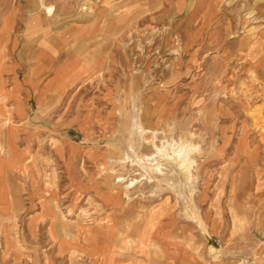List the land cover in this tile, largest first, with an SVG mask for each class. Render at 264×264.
I'll return each instance as SVG.
<instances>
[{
    "label": "rangeland",
    "instance_id": "374dc122",
    "mask_svg": "<svg viewBox=\"0 0 264 264\" xmlns=\"http://www.w3.org/2000/svg\"><path fill=\"white\" fill-rule=\"evenodd\" d=\"M19 1L22 31L15 58L21 72L33 62L36 68L23 81L15 79L11 91L0 89L4 111L0 161L3 192L7 188L20 215L15 222L5 219L14 226V240L27 257L24 259L33 254L37 260L34 263L29 257L30 263L43 264L45 254H52L56 243L61 250L80 247L78 254L107 262L115 252L114 238L125 214L118 237L127 245L122 249L127 254L136 255L138 241L150 229L146 238L166 239L169 234L162 223L154 225L172 213L179 216L181 236L208 250L220 247L185 218L172 192L163 190L154 198L151 190L158 182L145 185L136 166L122 167L112 161L123 154L117 138L128 134L136 96L147 128L160 129L157 143L165 137L193 135L204 150L197 156L199 182L194 199L207 234L210 207L211 213L223 211L229 226H233L235 213L246 222L232 228L247 245L253 221L264 220V151H260L259 163L237 162L231 169L234 144L247 135L250 122L242 113L236 117L239 108L235 109L233 99L220 104L212 97L216 88L234 87L240 106L264 105L260 97L264 98V67L256 71L258 61L252 60L248 70L240 43L252 28L264 29V0H71L75 17L56 8L53 18H45L42 24L33 22L29 30L35 28V34L31 32L30 37L25 22L27 0ZM107 11L115 24L110 29L108 22L105 30L104 20L96 18ZM123 13L127 16L122 17ZM95 26L99 29L94 35L86 34ZM75 28L77 36L71 35ZM61 64L67 65L71 75L60 69ZM216 66L223 70L218 78L213 75ZM251 73L255 75L251 77ZM241 83L245 85L241 87ZM11 98L19 99L15 110L20 118L23 111L28 112L25 119H12L6 106ZM25 100L28 105L23 106ZM223 132L233 146L219 155ZM247 137L253 145L255 136ZM142 152L150 153L151 147L145 145ZM247 165L251 168L241 176L240 167ZM128 181L135 182L133 188H127ZM51 199L56 200L51 207L59 216L71 214L68 229L72 234L79 230L73 241L65 243L54 237ZM27 223L31 230L41 224L35 237L28 232ZM78 224L82 227L76 229ZM32 240L35 247L29 244ZM220 255L211 257L218 260Z\"/></svg>",
    "mask_w": 264,
    "mask_h": 264
},
{
    "label": "crops",
    "instance_id": "0c3cea01",
    "mask_svg": "<svg viewBox=\"0 0 264 264\" xmlns=\"http://www.w3.org/2000/svg\"><path fill=\"white\" fill-rule=\"evenodd\" d=\"M66 1L67 2L64 3L61 2V0H51L50 4H47H55L56 7L55 5L53 6L55 8H59L60 11L63 12V15L68 16L69 18L75 17L76 14H74L75 11L73 10L75 6L71 5V0ZM150 2L155 3L156 1L151 0ZM26 5L27 15L25 16L27 18L25 22L27 24V32L30 37V35L35 34V28L31 30V32H33L34 34H32L29 30V27L33 24V22L42 24L45 18H53L54 16L50 17L45 12L40 11V0H37L36 3L35 0H27ZM5 8L8 9L6 13L4 11ZM20 9L21 2L19 0H0V89L5 88L8 91H11L13 89L15 79L23 81L27 77V75H30L32 72H34L36 68V63L33 62V64L28 65L26 68H22L21 72L20 63L15 58L14 49L17 46L19 34L22 31L20 27ZM107 14L103 12L102 15L99 14L96 18V21L98 22L99 20H104L105 30H107L106 26L107 24H109L108 22L111 23L110 29H112L114 27L113 25L115 24L111 17H108L109 11H107ZM124 15L127 16V13H123L122 17ZM31 18H33L34 20H31ZM227 22L228 21L225 22L226 26H228ZM98 29L99 26H95L94 30L86 34L92 36L96 33V31H98ZM71 30H73V28ZM250 31H252L253 33H251ZM250 31L249 32L251 33V35L248 32V35H246L245 38L240 42L242 45L241 51L246 61L245 66L248 70L250 68L249 62H251L252 60L258 61V65L256 66L257 71L258 69H260V67H264V29L258 31L257 28H252ZM77 32L78 28H75V33H72L71 35L77 36ZM31 58H34V52L32 51ZM60 66V69L64 70L65 72L67 69H69L65 64H61ZM66 73L71 75L69 72ZM19 103L20 102L18 98H11L6 101L7 109L10 110L13 120L25 119L26 114H28L27 111H23V114L25 115L20 118L19 112L15 110L16 107L19 106ZM22 105H28L26 103V100L22 102ZM3 114V103L2 101H0V123L3 121ZM15 131L16 126L12 132L14 133ZM0 156L2 157L1 153ZM2 164L3 162L0 161V219H2L0 223V264H34L37 260L36 255H29V257L35 260L34 263H30L31 261L29 260V257L27 260L24 259L27 257L24 256L23 252L19 250L20 246H17V241L14 240V226L10 223H7L8 221L6 222V219L15 222L20 215L17 214V212L14 210V207L9 200L10 194L7 191V188L3 192L5 179L2 176ZM6 178L10 177L7 176ZM5 200H8V202H5ZM210 209L213 210L212 207H210ZM211 210L210 214L207 213V226L209 232L205 236H207V239L215 240L219 243L220 247H215L221 252L218 260H214L211 255H209L210 252L208 250V247L204 245L203 247H201V245H198V241L193 240L188 236L183 237L179 234L180 221L179 216H177L175 213H172L168 217L163 218L159 221V223L154 225L157 227L160 223H162L163 229H165L169 234L166 239L161 240L158 238H146V236L151 232L150 229V232L143 235L138 241V252L136 253V255L133 256L127 254L126 251L122 250L127 245H125L124 241L120 240L118 237L122 227L124 226L123 224L125 219L124 217L126 216L125 214L121 225L116 231L113 242L115 252L112 259H110L109 261L105 262L104 260H95L85 255L78 254L77 252L80 250L77 249H79L80 247L75 248L74 246H65L63 250H61L59 246L54 243L55 251H53L52 254H45L43 264H206V261L207 264H264V220L262 219L258 222L256 220L253 221V224L255 225H253L252 239L247 243V245H245L243 241L238 239V236L232 228L233 226L234 228L241 226L238 224H234V217L237 214H233V226H229L223 211H221L219 214L217 212L211 213ZM69 216H71V214H66V221L64 224L56 223L52 225L54 237H60L61 240L65 243L73 241L72 239H75L79 234V230L78 232H75V234H72L69 231L68 227L70 226V223L67 222ZM81 224L75 226L78 227L76 229L82 227ZM40 226V223L36 225L37 228ZM36 227L31 230L29 224H26V228L32 237H35ZM199 231L202 233L200 229ZM144 232L147 233L148 231L144 230ZM29 244L35 247V240H32V242ZM73 248L77 250L74 253L72 250Z\"/></svg>",
    "mask_w": 264,
    "mask_h": 264
},
{
    "label": "bare ground",
    "instance_id": "6f19581e",
    "mask_svg": "<svg viewBox=\"0 0 264 264\" xmlns=\"http://www.w3.org/2000/svg\"><path fill=\"white\" fill-rule=\"evenodd\" d=\"M39 9L41 12H45L50 17L54 16L55 10H56V8L53 5L47 4V0H40ZM85 11H87V7H85ZM74 58L75 57H73V59ZM215 70H214L215 72L212 70L213 75L214 76L217 75V78H218L219 72L222 73L223 71L222 66L220 68L217 67ZM66 72H69L71 74V71L69 69H67ZM250 75H252L251 77H253L255 74L251 73ZM246 84H250V83H246ZM243 85L245 84L241 83V87ZM241 87H240V90L242 89ZM228 88L229 87L216 88L214 92V97L212 98H214L215 101H217V103H220V104H225V103L227 104L229 99H233L234 100L233 105L235 109L236 107L239 108L238 110L234 109L236 111L235 112V115H237L236 117H238L239 114L242 113L245 116L246 120L250 122V128L247 130V135L255 136V141L253 139V142H254L253 145L249 143L247 135L245 137L243 136L240 137L238 139V142L234 144L233 152L235 153L234 154L235 162L231 166V169H233L238 166L237 162H243V163H248V164L251 163L252 165L256 162L259 163V160L261 158L260 151L261 150L264 151V105L259 106L260 104L259 103L258 106H254L248 103V106H245V105L240 106L241 103H237L235 101L238 99V96H236L238 92H235L234 87H231L230 90ZM250 88L251 86H249V90ZM255 88H258V87H255ZM263 91L264 89L262 90V92ZM254 92L256 93V91ZM253 93H251V95ZM137 97L138 96H136L133 99L132 112L129 117L128 134L127 135L119 134V137L117 138L118 139L117 143L118 145L122 147L123 154H121L122 156L120 158L112 160V161H114L115 164L121 165L122 167H125L127 164L136 166L140 171V177L142 178V181H144L143 184L145 185L153 181L158 182V186L153 187L151 190V194L154 196V198L158 196L163 190L172 192L176 196L175 198H177V201L179 202L181 206L179 207L181 208V212L183 213L185 218L188 219L193 224H195L202 231L204 235H207V227L205 226L206 222H203L201 218L202 214H200L198 210L199 208H197L195 204V199H194V195L196 194V190H197V182H199L198 181L199 180V172H198L199 163H198L197 156L201 153V151H204V150H202L200 144L194 141L195 136L193 138V135H191L190 138L189 137L185 138L183 136H180L178 139H174L173 137L171 138L165 137L163 139H160L163 141H159L160 143H157L156 140L159 134V133L157 134V131L160 129L158 130L156 129L157 131H155L154 129L152 130L150 128H147L143 120V117H142V106L138 103ZM260 97H262V99L264 100L263 96L260 95ZM245 104L247 105V103ZM122 116H123V113H122ZM223 133H224V141H223L224 143L222 144V147L219 150V153H218L219 155H222L223 152L227 149V147L232 145L230 143L231 138L229 136H226L225 132ZM145 145H149L151 147L150 153L142 152V148ZM248 168H251V166L247 165V166L240 167L239 169L240 175L241 176L243 174L245 175L244 170H247ZM20 170L24 171V168L20 167ZM162 183L165 184L164 185L165 187H162L163 185L161 186ZM134 185H135V182H131L129 185H127V188L129 189L133 188ZM237 188H238V183L236 181L232 185L233 192L236 191ZM51 201L55 202L56 200L52 199L48 202L50 207L52 203ZM51 209L53 212V224H56V223L64 224L66 221L65 216L63 217L59 216V213H57L55 207L53 208L51 207ZM234 218H235L234 224L244 225L246 222L245 219H241L237 215ZM209 252L211 256H214L216 258L220 254V250L212 246L209 248Z\"/></svg>",
    "mask_w": 264,
    "mask_h": 264
}]
</instances>
